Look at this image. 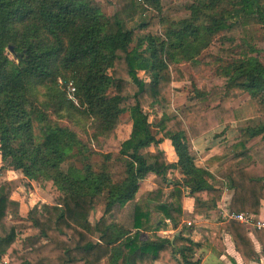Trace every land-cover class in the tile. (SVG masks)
I'll return each mask as SVG.
<instances>
[{"label": "trees", "instance_id": "obj_1", "mask_svg": "<svg viewBox=\"0 0 264 264\" xmlns=\"http://www.w3.org/2000/svg\"><path fill=\"white\" fill-rule=\"evenodd\" d=\"M107 1L116 5L112 14L96 0H0V175H23L0 182V260L200 264L199 244L182 228L183 200L192 196L197 208L217 212L223 189L208 169L216 164L234 191L230 211L261 212L264 165L251 159L249 144L264 141V0H196L179 18L163 14V0ZM211 55L219 81L207 90L194 85L188 103L169 111L173 84L188 79L184 65L196 68ZM244 94L263 119L246 122L233 144L198 166L192 140L236 121L232 103ZM147 107L160 112L154 121ZM126 113L130 137L104 151ZM164 139L175 163L160 148ZM115 163L122 164L120 178ZM170 169L183 178H169ZM149 175L156 188L138 196ZM24 178L50 181L59 194L14 221L21 203L13 194ZM166 220L180 233L143 238ZM22 228L37 232L19 246ZM222 229L245 262L256 257L242 223L223 221Z\"/></svg>", "mask_w": 264, "mask_h": 264}, {"label": "crops", "instance_id": "obj_2", "mask_svg": "<svg viewBox=\"0 0 264 264\" xmlns=\"http://www.w3.org/2000/svg\"><path fill=\"white\" fill-rule=\"evenodd\" d=\"M181 82H175L179 84ZM177 94V96H176ZM183 94L182 91L177 90L173 92V98L176 99L178 95ZM172 99L171 105L168 107L169 111L177 112V110L186 104V98L183 101H180L179 104H176L175 100ZM241 105V104H240ZM237 106L235 109L237 111V120L232 122L229 126L226 124L220 125L215 128L211 134H207L192 140L193 151L195 154L196 164L201 167H206V161L213 155L218 154L228 145H231L235 142L237 137V130L244 126L246 121L249 119H263L262 116L258 115L257 112H241L242 106ZM128 114V129L121 131L118 127V132L114 133L109 139V143L114 139L117 143L116 147H113L111 150H116L119 148L120 144L128 139L131 134L132 121L130 115ZM125 116V114L123 115ZM123 118V117H122ZM151 120V119H150ZM152 121V120H151ZM227 126V127H226ZM214 135H219L216 140L213 139ZM161 135H158L160 138ZM112 145V144H110ZM249 146H253V154L251 156L252 160L258 161L260 164L264 165V141L261 138H255ZM160 148L164 151L165 157L168 163H175L177 161V156L175 150L172 146V143L169 139H164L160 143ZM149 150L153 151L154 147L151 146ZM209 171L213 174V179L211 180L212 184L216 187L222 188L223 193L220 201L217 203V212L216 211H207L205 208H197L195 205V200L192 196L186 195L183 200V220L182 228L184 234L190 237L194 242L198 243V247L195 252V259L200 261V264H264V245L261 239L260 230L255 229L251 226H245L247 229V235L249 236L253 249L256 252V257L251 259L249 262H245L242 258L240 252L238 251L232 234L224 229H222L223 221H232L227 218V212L230 211V202L233 196V189L228 187L225 184L223 178L220 177L218 171L220 165L216 164L208 168ZM168 176L174 180H180L183 178V175L178 169H170ZM23 177V175H21ZM153 175L146 177L141 184V188L146 185V191L156 188V184L153 182ZM11 179V178H8ZM6 180V179H4ZM47 184L53 186L50 181L43 180H30L24 178V183L18 188V190L13 194V198L18 200L21 203V217H26L29 211V207L24 209V195L25 190L29 188L28 186H34V184ZM146 183V184H145ZM140 188V189H141ZM55 192L59 194L58 190L54 187ZM37 191H32L33 194H36ZM139 193V192H138ZM46 197V196H44ZM47 198V197H46ZM40 199V198H39ZM53 199H50V202ZM33 201V202H32ZM42 201H47L42 199ZM36 201L31 199L29 202L31 207ZM100 213V212H99ZM98 213V214H99ZM96 214V218H99L101 214ZM260 215L264 216V200H262V207ZM155 218H162L159 214L155 215ZM171 233V234H170ZM180 232H175L170 225L169 220L165 221L163 226H160L158 229L144 233L143 238L149 239L153 234H159L161 236H170L173 238V234H179ZM219 236V237H218Z\"/></svg>", "mask_w": 264, "mask_h": 264}, {"label": "rangeland", "instance_id": "obj_3", "mask_svg": "<svg viewBox=\"0 0 264 264\" xmlns=\"http://www.w3.org/2000/svg\"><path fill=\"white\" fill-rule=\"evenodd\" d=\"M96 1L100 3L101 8L107 14H112L116 8V5L114 3L108 2L107 0H96ZM192 1H196V0H163L162 1V3H163V14L165 16L172 17V18H179V17H182L184 15H187L188 11L186 10V5ZM149 14H150V11L146 13L147 16H149ZM139 19H142V17L137 16L135 20L129 22L128 26H133L136 23V21ZM207 54H209V53L205 52L204 56ZM263 57H264V54L261 55L262 59H263ZM215 61H216L215 56L211 55L208 63H205L203 61V63L196 68L184 65V69L186 70V76L188 79L186 81H182L179 84H175V86H174L173 92H176L177 90H180L183 92V94L178 95V97L176 99L173 98L175 100L176 104H179L180 101L184 102L185 98L187 99L186 103H188L187 97L189 94H191V91L193 90L194 85L201 90H207L219 81V76L217 73L218 63H216ZM140 76L149 80V75L144 73V72H140ZM176 96H177V94H176ZM232 105L235 108L239 105L242 106L241 112H256L255 107H254L253 103L251 102L248 94L241 95V96L237 97L236 99H234ZM146 110L149 112L150 119L153 121L155 119H157L159 114H160V112H158L157 109L147 107ZM127 117H128V114L126 113L125 116H123L120 124L118 125L119 130L124 131V130L128 129V118ZM251 120H253V119H249L246 122H249ZM254 120L259 121L261 119H254ZM118 127H117V129H118ZM117 132H118V130H117ZM115 134H116V131H115ZM110 144H112V145H110ZM116 145H117L116 141L114 139H112V141L110 143H109V141H107L105 143L103 150L106 152L111 151V149L113 147H116ZM99 158H100L99 156H95V159L98 160ZM1 164L2 163H1V159H0V166H1ZM112 170H113L116 178H120L123 174V167H122V164H120V163H115ZM21 175L22 174L19 171H13V170L3 171L2 174L0 175V182L4 179H8V178L21 177ZM28 187L29 188H27L25 191L26 192L30 191V192L25 193V195H24V199H23L25 201L24 205H23L24 209H26V207L31 208V204L29 203L31 201V199L36 201L34 203V205H36V204H40V203H49L50 199H53L52 201H54V199L57 198V196H58L57 192H55L54 186L49 185V183H47V184H43V183L36 184L35 183L33 188L31 185ZM145 188H146V185L143 184L142 188L139 190L138 196H141L146 192ZM35 190L37 191L36 192L37 195L32 193V191H35ZM44 196H46L47 198ZM42 199H46L47 201H42ZM100 200H102V199H100ZM100 203L102 204L103 202L102 201L99 202V208L96 211H94V213L91 216V218L93 220H95L96 214H98L99 212H100L99 214L102 213ZM25 218L26 217H22V218L19 217V219H15L14 221H23L24 222ZM36 232H37L36 230L31 229V228H22L18 234L17 244L19 246H21L22 241L26 236L35 234ZM0 264H11L10 259L7 256H4L1 258ZM105 264H109V262L106 260Z\"/></svg>", "mask_w": 264, "mask_h": 264}, {"label": "built area", "instance_id": "obj_4", "mask_svg": "<svg viewBox=\"0 0 264 264\" xmlns=\"http://www.w3.org/2000/svg\"><path fill=\"white\" fill-rule=\"evenodd\" d=\"M70 91H74L72 84H70ZM227 218L240 222L246 226L254 227L257 230H264V216L260 214L248 212H227Z\"/></svg>", "mask_w": 264, "mask_h": 264}, {"label": "water", "instance_id": "obj_5", "mask_svg": "<svg viewBox=\"0 0 264 264\" xmlns=\"http://www.w3.org/2000/svg\"><path fill=\"white\" fill-rule=\"evenodd\" d=\"M10 50H13L12 46L9 47Z\"/></svg>", "mask_w": 264, "mask_h": 264}]
</instances>
